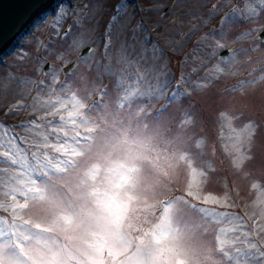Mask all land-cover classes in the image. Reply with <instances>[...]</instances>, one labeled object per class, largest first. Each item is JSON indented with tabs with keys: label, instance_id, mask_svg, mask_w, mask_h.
Returning a JSON list of instances; mask_svg holds the SVG:
<instances>
[{
	"label": "snow or ice",
	"instance_id": "snow-or-ice-1",
	"mask_svg": "<svg viewBox=\"0 0 264 264\" xmlns=\"http://www.w3.org/2000/svg\"><path fill=\"white\" fill-rule=\"evenodd\" d=\"M251 4L226 0L212 5L209 16L220 7L230 11L220 16L216 29L198 39L197 47L208 55L196 64L199 53L194 49L190 73L181 72L175 84L167 64L147 62L150 53L143 43L135 56L127 41L115 45L119 36L112 30L121 24L120 4L100 36L105 52L117 48L118 68L110 62L105 68L111 87H100L104 73L99 65H89L71 82L60 81L51 71L46 72L50 79L39 84L24 82L25 87L47 89L55 100L43 116L16 126H32V139L20 142L10 127L0 124V147L6 146L0 152V264H264V219H256L264 217V208L242 216L229 210L236 207L229 193L211 190L216 169L205 164L203 152L209 144L195 133V116L183 107L197 90H210L205 84L233 74L237 57L251 60L255 44L227 50L236 42L229 40L232 29L252 24L264 12V0H259V11ZM199 24L207 26L203 20ZM73 26L79 31L83 22L74 20ZM199 30L193 25L194 32ZM97 31L98 25L73 38L70 47L83 48L81 61L92 52L89 41L94 42ZM245 31L250 39L261 29ZM53 32L60 35L56 28ZM130 35L134 46L136 30ZM69 36H74L71 27L64 33ZM257 40L264 44L261 37ZM157 49L154 45L153 59ZM217 52L231 57L221 74L200 77ZM159 55L163 57L162 49ZM187 64L185 57L181 67ZM6 79L7 74L0 78V86H7ZM260 79L252 76L223 94L251 89ZM173 105L176 110L170 112ZM215 119L230 133L224 151L231 171L254 188L256 144L264 143V127L246 118L243 109L227 106ZM260 163L264 166V153Z\"/></svg>",
	"mask_w": 264,
	"mask_h": 264
},
{
	"label": "rangeland",
	"instance_id": "rangeland-1",
	"mask_svg": "<svg viewBox=\"0 0 264 264\" xmlns=\"http://www.w3.org/2000/svg\"><path fill=\"white\" fill-rule=\"evenodd\" d=\"M119 1L123 2L121 5L123 11L120 13L121 24L112 30L114 36H119V39L114 42L115 45L127 41L131 54L135 56L136 50L143 43L144 48L150 53L147 62L167 64L173 76V84L176 83L181 72L185 75L190 73L193 66L194 49L199 53L195 60L196 64L208 55L202 46L197 47V41L204 33L216 29L220 16L230 11L226 7H220L213 16L207 15L213 4L222 5L226 3V0H134V2L129 0H61L60 4L49 8L42 17H39L26 36L19 43L12 45V50L1 56L3 59L0 60V78H4L7 74L8 79L4 80L6 87L0 86V124L10 127L12 132L19 137L20 142H24L25 137L34 138L36 133L32 126L27 129L16 126L28 124L43 116L44 109L49 106V101L55 100L47 89L40 90L35 86L41 80L50 79L46 76V72H56L59 74L60 81L71 82L77 80L89 65L93 69L99 65L100 72L104 73L100 87L112 86V79L105 72V68L108 62L111 68H118L117 48L113 47L105 52L100 36L103 35L104 26L113 14L114 4ZM233 2L235 5L239 0H233ZM167 6L171 8L168 12L165 9ZM251 7L259 11V0H252ZM60 14H65L63 19H58ZM253 19L252 24H237L229 36L230 41L235 40L236 42H230L227 45L230 52L257 45V50L251 54V60L245 56L237 57L240 63L232 67L233 74L223 76L215 83L205 84L204 87L210 90H197L183 104V107L189 109L190 113L195 116V133L205 137L209 144L203 152L205 164L216 169L211 190L221 195L229 193L236 204L235 208L229 210L242 216L255 214L264 208V188L261 187V180L264 179V166L260 163V156L264 153V143L258 140L256 144L257 163L253 172L257 179L254 181L255 187L253 188L248 179L236 177L231 171L227 154L224 151L230 143L228 140L230 133L227 125L217 123L215 118L217 111L227 106L237 111L243 109L246 118L252 117L264 127V79H260L264 77V44H260L257 40L259 33L253 32L249 39L245 31L248 28L264 29V12H260L258 18L254 16ZM74 20L83 22L79 31L73 26ZM200 20H203L207 26L200 25ZM59 25L63 26L59 27ZM97 25L98 31L94 42L89 41L92 52L81 61L83 48L70 47V44L80 32L87 31L89 27L96 29ZM193 25L198 26L200 30L194 32ZM69 27L72 28L74 36L65 38L64 33ZM125 27L126 32L123 31ZM54 28L59 31V36L53 32ZM134 29L136 30V43L133 46L130 34ZM185 35L189 37L186 40L182 39ZM154 45H159L155 59L151 55ZM161 49L163 57L159 55ZM59 53L63 54V59H57ZM185 57H188V64L181 67V62ZM230 59V56L225 57L217 52L215 59L206 61L205 68L200 71L199 76L211 78L214 71L218 75L221 74L220 70ZM73 61L76 63L75 67L65 71V66ZM47 64L49 66L46 68ZM252 76L260 79V82L253 88L241 89L228 95L223 94L225 89H230L233 85ZM28 80L35 81V84L25 87L24 82ZM180 87L188 90L189 86L181 83ZM245 92L248 93L246 96ZM92 99L95 100L96 97ZM21 104L25 107H19ZM13 108L16 109L14 113L10 112ZM175 110V105L169 109L170 112ZM44 122L41 121L42 124ZM16 146L19 147V144ZM24 147L26 149L28 145L25 143ZM4 150L6 146L0 147V152ZM256 219L261 220L264 217L257 216ZM252 226V222L249 221V227Z\"/></svg>",
	"mask_w": 264,
	"mask_h": 264
},
{
	"label": "water",
	"instance_id": "water-1",
	"mask_svg": "<svg viewBox=\"0 0 264 264\" xmlns=\"http://www.w3.org/2000/svg\"><path fill=\"white\" fill-rule=\"evenodd\" d=\"M52 1L55 0H0V57L12 50V45L18 42L13 40L21 32V29H24L26 25V29H28L38 21L39 17L45 13H41L40 16L37 14L42 12L41 9H44ZM60 1H57L53 8L60 4ZM23 34L24 32L20 36ZM261 37L264 38V31L261 33ZM10 44L11 46H9ZM73 65L75 62L66 66L65 71H69ZM48 66L49 64L46 68Z\"/></svg>",
	"mask_w": 264,
	"mask_h": 264
},
{
	"label": "bare ground",
	"instance_id": "bare-ground-1",
	"mask_svg": "<svg viewBox=\"0 0 264 264\" xmlns=\"http://www.w3.org/2000/svg\"><path fill=\"white\" fill-rule=\"evenodd\" d=\"M57 1H59V0L52 1L49 5L45 6L44 9H41L42 12H39V14H37V16H40L41 13H43V14L46 13V11H47L49 8H51V7H53V6H55V5L57 4ZM11 44H12V43H11ZM11 44H10L9 46H11Z\"/></svg>",
	"mask_w": 264,
	"mask_h": 264
}]
</instances>
